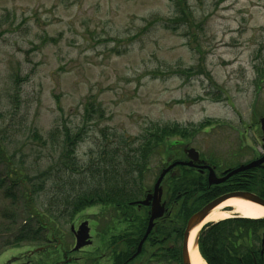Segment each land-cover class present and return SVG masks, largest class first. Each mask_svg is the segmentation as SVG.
Returning a JSON list of instances; mask_svg holds the SVG:
<instances>
[{
	"label": "rangeland",
	"instance_id": "rangeland-1",
	"mask_svg": "<svg viewBox=\"0 0 264 264\" xmlns=\"http://www.w3.org/2000/svg\"><path fill=\"white\" fill-rule=\"evenodd\" d=\"M263 116L264 0H0V175L7 162L17 170L20 160L27 176L46 173L38 211L48 209L57 178L80 182L60 164L63 139L46 140L56 128L84 129L74 152L88 174L109 142L124 135L133 141L125 145L130 151L154 126L176 125L187 127L185 138L171 139H183L222 170L263 152ZM32 131L44 140L31 138ZM184 147L170 153L179 148L176 156H183ZM162 160L157 152L149 157L146 186ZM5 182L0 264L19 255L14 241L23 226L37 225ZM56 216L71 241L75 217ZM45 239L24 241L36 249Z\"/></svg>",
	"mask_w": 264,
	"mask_h": 264
},
{
	"label": "trees",
	"instance_id": "trees-1",
	"mask_svg": "<svg viewBox=\"0 0 264 264\" xmlns=\"http://www.w3.org/2000/svg\"><path fill=\"white\" fill-rule=\"evenodd\" d=\"M88 106L97 113L94 103H89ZM89 111L90 109L87 108L88 116L91 115ZM102 113L100 111V116ZM186 128L178 125L171 127L154 126L150 135L146 139L139 141L137 146L130 151L126 150V146L133 143V141H129L122 135L117 143L109 142L101 148L98 153V159L93 160L89 164L92 166L88 169L91 174L79 171L82 164H80L74 152V146L82 139L84 129L81 128L73 132L64 126L63 129L56 128L52 130L46 140L56 142L58 138L63 139L62 143L65 144V149L61 153L60 164L63 165L66 172H69L70 178H75V174L78 172L80 182H71V186H68L67 180L60 181L57 178L55 180L56 186L53 187L51 193L52 199L48 202V209L46 211H38L35 201L39 191H42L44 187L42 184L39 185L38 181H44L46 173H35L27 176L25 172L27 173L28 170L24 168L23 160L19 161L20 166L19 168L16 167L17 170L11 169L7 162V169L4 168V174L0 175L1 186L6 184L5 181L8 182L11 190L8 187L6 192L10 191V196H14L16 193V203L19 201L20 206L24 209L23 212L27 215V219L32 220L33 215L41 221L38 223V229L36 230L34 225L29 223L23 226L22 232H20L19 237L14 242L19 241V244H21L24 240H43L47 238V231L44 230L42 225L46 224V222L42 220L56 218V214H59V217L66 214L72 216L77 211L92 204H112L120 206L118 208L122 211L121 213L126 212L127 210L123 207V203H127L136 192H140L141 184L144 182L143 174L151 154L153 152L159 153L158 150L173 145L171 138L178 135L185 138L181 133L187 132ZM59 132L60 136L58 135ZM40 133V131H32L31 138L40 141L44 140L45 135ZM121 143L124 144L125 150L120 148ZM116 154L118 161L117 164L116 162L114 164ZM100 156H102L101 159ZM3 176H6L7 179H4ZM53 176V174L50 175V177ZM99 176H103L100 180V185H98L99 181H97ZM245 176L247 180L242 185V188L254 191L264 197V168L257 167L246 170ZM50 177H46V179ZM186 177L193 178L191 174H187ZM263 228L264 218L234 217L210 223L201 230L203 255L209 264H256L251 251L254 249V242L258 238L259 230ZM245 239L247 244L244 243ZM15 245H18V243H15ZM240 251L242 253L246 251V253L236 256L235 253Z\"/></svg>",
	"mask_w": 264,
	"mask_h": 264
},
{
	"label": "flooded vegetation",
	"instance_id": "flooded-vegetation-1",
	"mask_svg": "<svg viewBox=\"0 0 264 264\" xmlns=\"http://www.w3.org/2000/svg\"><path fill=\"white\" fill-rule=\"evenodd\" d=\"M176 155L171 154L163 160V163H168L162 169L176 161H190L185 151L183 156ZM199 156L193 163L177 164L166 173L160 196L162 214L154 219L150 233L139 251L140 241L152 214L153 198H149L146 204L139 201L146 199L153 192L154 186H143L138 196L131 200L130 206H125L127 212H123V216H120V209L115 210L111 206V210L108 207V210H104L106 207L103 205H93L82 210L70 222L71 241L62 237L65 233H56V226H47L49 238L43 244V249L49 251V256L34 257L35 254L29 253V247L24 245L20 247L22 252L16 256L19 264H184L189 218L222 195L247 190L242 188L247 180L246 171L238 172L224 182L209 184L210 167L215 169L218 177L226 175L225 170L228 168L218 170L201 153ZM260 167L264 168V163ZM187 174L193 178H187ZM84 221L89 226V238L87 244L76 250V232L79 224ZM197 242L201 248V236ZM244 253L240 251L235 254L240 256ZM251 253L256 264H264V229Z\"/></svg>",
	"mask_w": 264,
	"mask_h": 264
},
{
	"label": "water",
	"instance_id": "water-1",
	"mask_svg": "<svg viewBox=\"0 0 264 264\" xmlns=\"http://www.w3.org/2000/svg\"><path fill=\"white\" fill-rule=\"evenodd\" d=\"M261 128L263 131V141H264V117L261 118ZM263 148H264V143H263ZM189 156L191 157V161L188 162L189 164L193 163V160H198V154L199 152L195 149V148H189L187 149ZM264 162V155L256 160H253L247 164L241 165L236 169L231 170L227 175H225L224 177L218 178L214 172V170L211 168L210 169V174H209V181L210 183H219L222 182L224 180L227 179V177H229L230 175L237 173L239 171L245 170V169H249V168H253L256 166L261 165ZM178 163V162H176ZM176 163H173L171 166L175 165ZM171 166L169 168H171ZM164 169L163 172L160 174L159 178L157 179L156 183H155V191H154V196H155V200L153 202V208H152V217L150 219V224L149 227L147 229V233L145 235V237L143 238V240L146 238L147 234L149 233L152 224H153V220L154 218L158 217L159 215L162 214V210L163 207L159 204V193L161 192L160 189V183L162 181V178L164 177L165 173L167 172V170L169 169ZM230 197H238L241 199H246L255 203H258L262 206H264V198L256 195L255 193L252 192H237V193H230L227 195H223L217 199H215L214 201L208 203L203 209H201L200 211L196 212L195 214H193L188 222V229H187V233H186V242H187V237H188V232L190 229L195 228L198 224H200L203 219L213 210V208L220 204L221 202H223L224 200L230 198ZM149 198V197H148ZM147 200H143L142 203H147ZM88 228L85 226V223H82L80 225V228L77 232V245H76V249L80 248L82 245L85 244V240L88 237ZM143 240L141 242H143ZM184 264H191V260L188 256V253L185 252L184 255Z\"/></svg>",
	"mask_w": 264,
	"mask_h": 264
},
{
	"label": "bare ground",
	"instance_id": "bare-ground-1",
	"mask_svg": "<svg viewBox=\"0 0 264 264\" xmlns=\"http://www.w3.org/2000/svg\"><path fill=\"white\" fill-rule=\"evenodd\" d=\"M228 206L232 207L233 210H224V208ZM232 213H239L242 217L246 218H261L264 217V206L239 198H230L223 201L203 220L200 225L192 231L188 245L191 264H208L195 245L198 232L202 226L210 221H218L229 218L232 216Z\"/></svg>",
	"mask_w": 264,
	"mask_h": 264
}]
</instances>
